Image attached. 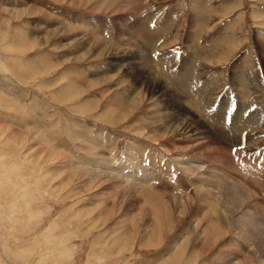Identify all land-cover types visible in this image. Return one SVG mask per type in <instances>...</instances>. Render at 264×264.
<instances>
[{"label":"rangeland","instance_id":"obj_1","mask_svg":"<svg viewBox=\"0 0 264 264\" xmlns=\"http://www.w3.org/2000/svg\"><path fill=\"white\" fill-rule=\"evenodd\" d=\"M201 3L0 0V264H264V0Z\"/></svg>","mask_w":264,"mask_h":264},{"label":"crops","instance_id":"obj_2","mask_svg":"<svg viewBox=\"0 0 264 264\" xmlns=\"http://www.w3.org/2000/svg\"><path fill=\"white\" fill-rule=\"evenodd\" d=\"M196 1L199 2V4H200V5H198V6H201V4H202V3H201L202 0H196ZM202 8H203V6H202ZM198 10H200V8H198L197 11H196V10L194 11V15H193V16L197 17V16L195 15V13H196V14L198 15V17H199V15H201V14L203 13V12H198ZM191 20H192V18H190V20H189V25H190ZM191 29H192V28L189 29L188 36L191 35V37H194V36H195V33H196V34H197V37H198V35L200 34V31H197V32H196V30H193V31L191 32ZM197 37H196V38H197ZM192 40H193V39H192ZM205 42H206V43H204V44H205V46H204V51H205V49H206V51H207V50H209L210 48H212V47H210V45H211V46L217 45V44H214V43H215L214 40H212V41H210V42H209V41H205ZM195 45H196V43H195ZM197 47H198V46H197ZM186 61H187V60H186ZM182 66H183V65H182ZM184 67H185V69H187V65H185ZM180 87H181V86H180Z\"/></svg>","mask_w":264,"mask_h":264},{"label":"bare ground","instance_id":"obj_3","mask_svg":"<svg viewBox=\"0 0 264 264\" xmlns=\"http://www.w3.org/2000/svg\"><path fill=\"white\" fill-rule=\"evenodd\" d=\"M192 21H193V20H192ZM138 24H139V23H138ZM193 25H194V24H193ZM138 36H139V35H138ZM153 47H154V46H153ZM143 65H144V64H143ZM155 83H156V82H155ZM179 92H180V91H179ZM210 132H211V131H210ZM211 135H212V134H211ZM213 136H214V135H213ZM219 138H220V137H219ZM218 141H219V140H218ZM138 148H139V147H138ZM217 149H218V148H217ZM222 150H223V149H222ZM204 151H205V150H204ZM215 152H216V151H215ZM222 154H223V153H222ZM224 155H225V154H224ZM224 162H225V161H224ZM227 164H228V163H227ZM185 166H186V165H185ZM188 166H189V165H188ZM191 166H192V164H191ZM193 166H194V167H192V168H194V171H196V172H198V171L200 172V170L203 168V167H200V166H195L194 164H193ZM189 167H190V166H189ZM189 167H188V168H189ZM188 168H187V169H188ZM190 168H191V167H190ZM190 168L188 169V171H191ZM193 174H194V173H193ZM209 174H210V173H209ZM226 175H227V174H226ZM226 175H225V176H226ZM209 177H210V176H209ZM214 177H215V176H214ZM204 179H205V178H204ZM216 179H217V178H216ZM225 181H226V180H225ZM207 183H208V182H207ZM213 184H214V183H213ZM203 185H204V184H203ZM218 185H219V184H218ZM206 186H207V185H206ZM209 186H210V185H209ZM202 189H204V187H203ZM207 203H208V202H207ZM204 206H205V205H204ZM205 221H206V220H205Z\"/></svg>","mask_w":264,"mask_h":264},{"label":"snow or ice","instance_id":"obj_4","mask_svg":"<svg viewBox=\"0 0 264 264\" xmlns=\"http://www.w3.org/2000/svg\"><path fill=\"white\" fill-rule=\"evenodd\" d=\"M233 111H234V109H233ZM247 114H248L247 112L244 113V115H247ZM234 151H235V149H234Z\"/></svg>","mask_w":264,"mask_h":264}]
</instances>
